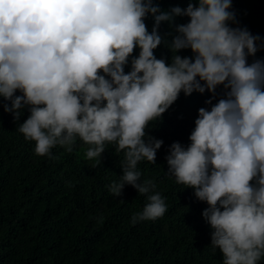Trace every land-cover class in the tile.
Segmentation results:
<instances>
[{"label":"clouds","instance_id":"clouds-1","mask_svg":"<svg viewBox=\"0 0 264 264\" xmlns=\"http://www.w3.org/2000/svg\"><path fill=\"white\" fill-rule=\"evenodd\" d=\"M162 22L170 31H159ZM161 45L167 62L154 55ZM185 49L191 56L179 54ZM261 49L264 37L239 25L232 0L168 10L153 0H0L4 111L16 121L27 109L18 131L38 155L57 145L71 151L77 139L89 146L87 158L106 143L124 150L120 179L108 187L117 197L126 185L145 195L133 223L166 210L137 169L141 160L155 164L163 144L146 134L149 122L160 121L181 92L209 93L187 145L168 146L165 173L207 205L201 216L222 264L264 257V58L248 60Z\"/></svg>","mask_w":264,"mask_h":264},{"label":"trees","instance_id":"trees-1","mask_svg":"<svg viewBox=\"0 0 264 264\" xmlns=\"http://www.w3.org/2000/svg\"><path fill=\"white\" fill-rule=\"evenodd\" d=\"M153 2L168 10L183 9L189 0ZM232 9L240 26L264 37V0H232ZM186 20L176 17L175 23ZM152 23L146 18L149 31ZM159 31H170L166 22ZM179 54L191 56L187 49ZM154 55L167 62L171 53L161 45ZM256 58H264V49L248 60ZM208 96L207 91L188 96L181 92L160 121L149 122L146 134L163 144L155 164L141 160L137 169L141 182L156 185L154 191L164 198L166 210L160 217L135 223L132 216L147 203L145 195L126 185L117 197L108 187L120 179L124 150L106 143L99 157L87 158L89 146L77 139L71 151L57 145L51 155H38L35 142L18 131L27 109L14 121L3 109L10 102L0 97V264H222L201 216L207 205L165 173L168 146L173 141L187 145L197 109L206 107ZM258 264H264V257Z\"/></svg>","mask_w":264,"mask_h":264}]
</instances>
